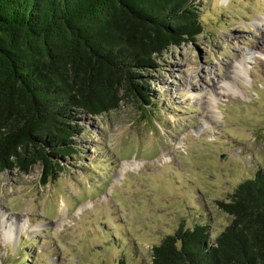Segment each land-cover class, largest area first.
<instances>
[{
    "label": "rangeland",
    "instance_id": "obj_1",
    "mask_svg": "<svg viewBox=\"0 0 264 264\" xmlns=\"http://www.w3.org/2000/svg\"><path fill=\"white\" fill-rule=\"evenodd\" d=\"M195 2L203 30L144 73L148 104L80 114L54 178L0 172V264H151L180 224L230 222L216 201L264 168V0Z\"/></svg>",
    "mask_w": 264,
    "mask_h": 264
},
{
    "label": "trees",
    "instance_id": "obj_2",
    "mask_svg": "<svg viewBox=\"0 0 264 264\" xmlns=\"http://www.w3.org/2000/svg\"><path fill=\"white\" fill-rule=\"evenodd\" d=\"M200 17L195 0H0V172L37 163L57 176L77 153L79 115L126 96L148 104L144 73L194 40ZM216 204L227 225L212 237L206 221L180 224L152 246L151 264H264V168Z\"/></svg>",
    "mask_w": 264,
    "mask_h": 264
},
{
    "label": "bare ground",
    "instance_id": "obj_3",
    "mask_svg": "<svg viewBox=\"0 0 264 264\" xmlns=\"http://www.w3.org/2000/svg\"><path fill=\"white\" fill-rule=\"evenodd\" d=\"M258 52L264 54V48H259V49H258ZM236 68L238 69V67H236ZM209 101H210V100H208V99L205 98V103H207V106H210V102H209ZM209 109H210V108H209ZM210 114H211V115H214V113H212V110L210 111ZM2 217H5V214H4V213H2ZM5 233H6L7 235H11V233L13 234V232H12V230H11L10 228H8V230H5Z\"/></svg>",
    "mask_w": 264,
    "mask_h": 264
}]
</instances>
